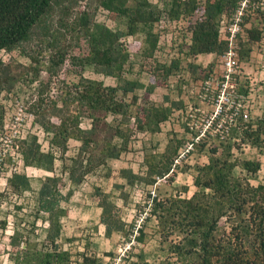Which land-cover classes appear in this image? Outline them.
I'll return each instance as SVG.
<instances>
[{
	"label": "rangeland",
	"instance_id": "rangeland-1",
	"mask_svg": "<svg viewBox=\"0 0 264 264\" xmlns=\"http://www.w3.org/2000/svg\"><path fill=\"white\" fill-rule=\"evenodd\" d=\"M148 1L158 10L154 14L158 20L151 25L158 34V41L150 57L144 54L147 45L143 42V33L127 34L125 19L101 9L95 0L61 1L46 18L45 25L58 30L64 39L65 60L55 75L48 76L45 72L49 48L35 36L11 51H0V68L4 67L6 75L16 78L7 82L1 79L0 89V264H11L10 243L15 232L27 235L28 246L41 245L46 223L32 215L33 195L40 179L52 173L59 178L60 192L65 195L70 191L60 202L65 213L60 218L57 239L59 246L69 252L70 264H79L82 254L94 257L101 264H179V259L169 251V242L158 236L155 218L148 216L150 198L191 195L195 190L194 169L207 162L208 149L216 147V155L221 151L225 154L222 143L228 141L232 128L264 114V16L253 15L256 9L264 12V0H242L229 16L220 17L217 39L225 48L219 54L189 52L190 29L201 16L200 6L190 15L180 13L169 19L168 6L163 9L161 0ZM66 6L70 8L65 9ZM81 11L85 12L88 22H100L124 33L120 41L129 51V57L123 65L121 80L94 72L90 66L81 69L70 62L69 56L83 55L87 50L80 30L73 24ZM248 28L259 30L258 39L247 37ZM30 57L38 62L35 64ZM173 59L178 60L177 69L162 79L157 63L169 65ZM26 65L37 66V80L30 81L33 72L20 78L14 74ZM78 71L82 77L100 80L105 85L136 79L141 83L133 91L137 96L133 109L138 115L142 107L152 105L167 106L170 112L155 131L147 126L138 129L136 121L131 119L124 151L117 158H106L104 164L84 174L79 183L72 184L63 166H70L76 160L79 141L68 139L65 152L54 153L52 172L24 166L18 142L35 135L41 150L48 149L49 135L33 121L30 107L38 97L45 102L48 97L54 98L66 84L75 83ZM129 97L127 93L124 99ZM110 119L108 115L106 120ZM79 127L88 128L89 120L80 117ZM113 141L119 140L114 138ZM189 143L191 146L187 148ZM172 147L176 152L169 171L163 176L152 175L154 182L145 183L143 179L149 177L144 158H157L167 149L171 152ZM230 152L234 158L258 159L259 169L249 182L252 185L264 183V147L241 143ZM121 169H127L124 175L131 173L137 177L127 183ZM13 172L28 177L30 190L18 195L5 190L6 178ZM102 193L109 201L111 212L123 223L122 231H113L108 236L100 222L98 201ZM138 227L144 232L140 241L134 238ZM228 231L229 222L221 218L218 235L225 237Z\"/></svg>",
	"mask_w": 264,
	"mask_h": 264
},
{
	"label": "trees",
	"instance_id": "trees-1",
	"mask_svg": "<svg viewBox=\"0 0 264 264\" xmlns=\"http://www.w3.org/2000/svg\"><path fill=\"white\" fill-rule=\"evenodd\" d=\"M61 1L64 0H0V51H11L35 36L49 48L46 51L48 67L45 72L48 76L55 75L65 60L64 39L58 30L49 29L45 20ZM240 1L161 0V5L163 9L168 6L169 19L176 18L180 13L190 15L200 6L201 16L190 29L189 52L219 54L225 45L217 39L218 21L223 15L229 16ZM95 3L109 14L124 18L127 34L143 33V42L147 45L143 49L144 54L151 56L158 41V34L151 28L153 22L158 20L154 15L158 12L155 4L148 0H95ZM80 13L73 24L80 30L87 50L83 55L69 56L70 62L81 69L90 66L94 72L121 80L123 65L129 57V51L120 41L124 33L100 22H88L85 12ZM263 13L256 9L253 15L264 16ZM245 33L248 38L259 37V30L255 28H248ZM34 61L35 64L38 62L37 59ZM156 66L161 78L165 79L177 69L178 60L173 59L169 65L157 63ZM32 72V82L38 78L35 65L21 67L14 74L20 78ZM77 74L78 80L66 84L54 98L48 97L47 101L42 102V98L38 97L30 107L33 121L49 135L48 149L41 150L35 135H28L18 142V152L24 166L52 172L54 153L62 155L68 139L79 141L76 160L70 166H63L72 184L79 183L84 174L104 164L106 158H117L124 151L131 131V119L136 121V128L147 126L155 131L170 112L167 106L152 105L145 109L142 107L143 112L140 111L138 115L133 109L137 99L133 91L141 83L136 79H123L121 83L105 85L100 80L82 77L80 72ZM1 79L3 82L16 80L12 75H6L4 67L0 68V89ZM127 93H130V97L124 99ZM108 115L111 116L110 121L106 120ZM80 117L89 120L88 128L79 127ZM52 118L56 121H52ZM230 134L228 141L220 142L224 144L225 154L221 151L216 155V147H210L207 162L195 167L192 176L195 190L191 195L150 198L148 216L155 218L158 236L169 242V251L179 259V264H264V183L252 185L249 182L260 163L258 159L234 158L230 152L232 147L238 148L241 143L254 148L264 147V114L253 121L237 123ZM114 138L119 141L114 142ZM231 138L234 141L230 142ZM168 150L157 158H144L149 177L143 179L145 183L150 185L154 182L152 175L163 176L169 171L176 149L172 147L171 152ZM126 171L121 169L126 182L131 183L137 176L131 173L124 175ZM58 181L54 173L45 175L34 191L32 215L46 223L41 245L30 247L27 235L15 232L10 243L11 264H70L69 252L57 242L60 218L65 213L60 202L66 199L70 191L63 195ZM5 190L16 195L30 190L28 177L13 172L6 178ZM98 203L105 235L122 231L123 223L111 212L105 194H100ZM221 218L229 222L225 237L217 232ZM136 231L134 238L142 240L144 232L139 227ZM79 264L101 263L94 257L82 254Z\"/></svg>",
	"mask_w": 264,
	"mask_h": 264
},
{
	"label": "built area",
	"instance_id": "built-area-1",
	"mask_svg": "<svg viewBox=\"0 0 264 264\" xmlns=\"http://www.w3.org/2000/svg\"><path fill=\"white\" fill-rule=\"evenodd\" d=\"M242 1V0H241ZM246 2V1H245ZM245 2H243V3H245ZM191 145H190V143L188 144V146H187V148H189Z\"/></svg>",
	"mask_w": 264,
	"mask_h": 264
}]
</instances>
